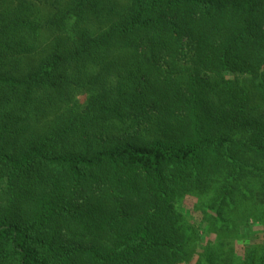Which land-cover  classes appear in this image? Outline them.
<instances>
[{
    "label": "trees",
    "instance_id": "16d2710c",
    "mask_svg": "<svg viewBox=\"0 0 264 264\" xmlns=\"http://www.w3.org/2000/svg\"><path fill=\"white\" fill-rule=\"evenodd\" d=\"M260 231L264 0H0V264H264Z\"/></svg>",
    "mask_w": 264,
    "mask_h": 264
},
{
    "label": "rangeland",
    "instance_id": "374dc122",
    "mask_svg": "<svg viewBox=\"0 0 264 264\" xmlns=\"http://www.w3.org/2000/svg\"><path fill=\"white\" fill-rule=\"evenodd\" d=\"M42 3L39 2L38 11L36 10L34 12V14L37 17H39V20H41V22H44V21L48 20V18L51 15L52 9H54V7L50 6V5H47L45 2H42ZM41 36L42 37L40 38V41H44L45 42L43 44L44 47H46L47 45H50L52 43V39H51L52 36H51V33L49 31H46L45 29H43ZM38 55H40V53H37V55H33V57L35 58ZM77 97H78V99L80 98L82 101L84 100V96L83 95L82 96L78 95ZM196 201H197V198H195L193 196H187L184 199L183 204L181 205V207H182V209H184V210L189 212L188 221H190L192 223H196L197 224L196 226L198 227L199 225H201V218H200L199 213L197 211H195V209H194V204L196 203ZM240 218H241L240 214H236L235 215V220H239ZM212 237L213 236L208 237L207 240L212 238ZM263 237H264V232L260 231V234L255 235L254 239L260 241ZM203 242H204V239H202L200 243L203 244ZM232 246H233L234 250L237 253H239V251L240 252L244 251L243 246H241V243H239V242H234ZM228 248H229V246L226 247V249H228ZM198 251L202 252V248L198 247ZM197 253L198 252H196V254ZM197 257H198V255H195L194 256V260H196ZM193 263H194V261L190 262V263H187V264H193ZM179 264H185V263H179Z\"/></svg>",
    "mask_w": 264,
    "mask_h": 264
}]
</instances>
